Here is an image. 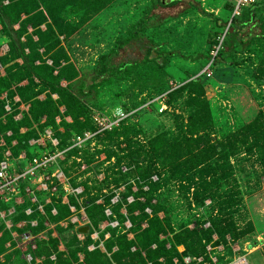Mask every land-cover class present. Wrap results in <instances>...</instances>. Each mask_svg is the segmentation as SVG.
<instances>
[{
  "label": "trees",
  "instance_id": "obj_1",
  "mask_svg": "<svg viewBox=\"0 0 264 264\" xmlns=\"http://www.w3.org/2000/svg\"><path fill=\"white\" fill-rule=\"evenodd\" d=\"M3 1L0 0V45L6 43L7 50L0 54V65L3 68V74L0 73V133L4 135L7 144L11 145L12 140L16 141L12 144L13 154L17 155L21 150H25L29 158L37 154L38 147L31 146L28 140L37 138L45 128H50L58 140V148L65 149L63 159H58L57 164L64 171L72 188L83 186L82 191L89 189L88 181H78V178L89 173V165L99 153L104 156L99 165L109 162L107 172L111 170L114 173L110 180L114 182L115 189L111 188L107 193L105 190L104 199L100 202L97 199L102 195L101 191L108 188L110 183L106 176L95 188L91 187L94 194L85 196L81 203L78 197H82V193L78 196L70 193L67 203L53 197L52 202L44 206L49 222L55 223L54 231L57 235H51L52 230L49 229L46 231V239L36 240L34 250L28 248L33 256L31 264H41L36 262V257H43L41 261L45 264H186L184 257L190 258L187 264H214L211 255L216 257L215 264H224L240 253L231 248L229 240H234L236 236L231 234L230 224L224 225L221 214L211 219L208 212L209 220L195 221V224L183 223L175 231L178 228L172 225L168 211L159 201H153L155 194L160 192L161 185L170 179L190 183L197 177L205 189L212 187L225 177L224 172L217 174V168L221 166L218 167L219 163L237 152L234 150L237 142L229 137L228 140L211 142V138L201 136L202 127L196 123L200 113L192 105L201 102L200 97L205 92L202 82L209 81L210 74L204 72L195 77L188 76L184 82H174L164 90L162 102L166 109L171 108L173 102L184 93L187 95L186 104L192 106L188 114V130L173 137L172 142L178 146L174 152L168 153L162 146L165 140L163 133L143 141L138 139L142 131L138 122V110L122 119L118 126L97 132L93 139L85 140L81 147L72 146L75 136H83L85 131L97 130L92 119V107L96 106L100 86L125 79L135 81V84L138 83L135 86H140L143 76L142 71L138 70L140 67L149 64L153 66V71L164 72L168 60L180 55L178 50L170 51L161 47L162 43L156 32L160 21L166 22L196 10L201 14L208 15V12L199 4L189 1L175 16L167 15L157 22H150L156 17L153 13L148 18L143 17L127 36L117 40L112 50L101 54L94 65L79 72L69 65L59 64L63 50L55 47L63 31L61 20L57 21L62 17V9L66 5H84L92 6L93 11H96L94 9L102 8L113 0H9L6 4ZM179 1L156 0V5L171 6ZM225 6L228 19L212 14L214 25L209 32L210 43L198 58L206 61L205 65L209 64L211 72L227 65L235 67L246 62L251 66L258 63V67L255 65V78L263 84L264 54L259 45L264 41V15H260L264 0H255L242 7L240 13L234 16H231L232 5L227 0ZM42 9H45L53 24L46 20ZM23 12L26 14L24 18L20 16ZM43 22L44 30L39 27ZM15 24L18 27H14ZM241 26H247V30L241 31ZM34 35L37 36L36 40L33 39ZM144 38L145 42L142 41ZM136 39L142 43L144 56L140 60L114 62L119 50ZM40 48H43L42 52ZM240 54L244 58L238 60L237 56ZM19 59L21 62H18ZM46 59L51 61L47 62ZM24 79H27L26 84H22ZM4 91H7L5 97L1 96ZM41 93H45V98H38ZM14 96L19 99L15 101ZM22 103L27 105L26 110L19 108ZM6 104L9 105V110L5 109ZM136 106L131 105L133 108ZM122 110L131 111L126 107ZM18 113L21 117L15 119ZM262 123L256 118L248 121L235 135L245 144L247 152H255L264 168ZM23 127L26 130L21 131ZM7 130H11L10 136L5 135ZM48 146L53 149L50 144ZM83 164L85 167L80 173L72 174L74 168L79 169ZM133 175L137 177L136 181L127 180L126 177ZM153 175H156L157 180H154ZM122 184L124 188L120 190L118 186ZM59 193L61 195L62 190ZM192 195L198 198L197 194ZM115 196L117 200L112 202L111 199ZM129 196L132 197L131 201L127 199ZM205 198L200 196L199 203L203 204ZM28 205L29 202L25 201L16 208V213L11 216V228H6L0 222V264H28L20 249L14 248L15 241L11 231L22 233L30 230L36 233L45 228L46 219L36 209H33V214L26 215L24 209ZM5 206L2 204L0 208ZM70 206H74L76 210L83 207L89 220L86 224L88 231L82 233L83 239L77 236L80 227L69 220L72 213ZM53 207L56 209L55 214L51 213ZM106 208L111 211L109 215L105 213ZM32 218L37 219L36 226H30L29 220ZM63 219L67 220L65 227L58 224ZM20 220H25L26 224L21 228L14 226ZM103 220H107L108 224L101 231L98 227ZM111 221H116L117 224L113 226L109 223ZM126 221L130 222V226H126ZM94 231L97 232L96 239L91 237ZM169 233L172 235L169 236ZM128 234L132 236L129 237ZM7 241H11L12 247L5 245ZM59 242L63 244V250L58 248ZM91 244L93 249L88 248ZM153 244L155 246L151 247ZM208 245L212 247L211 250L207 249ZM219 245L222 250L217 249ZM180 246L182 250L178 249ZM52 253L55 254L54 259L49 258ZM225 255L229 257L224 258ZM199 256L202 257V262L194 259ZM174 258L177 259L176 262Z\"/></svg>",
  "mask_w": 264,
  "mask_h": 264
},
{
  "label": "rangeland",
  "instance_id": "obj_2",
  "mask_svg": "<svg viewBox=\"0 0 264 264\" xmlns=\"http://www.w3.org/2000/svg\"><path fill=\"white\" fill-rule=\"evenodd\" d=\"M8 1L3 2L6 4ZM189 1L199 4L208 15L201 14L197 10L192 11L166 22L160 21L161 24L156 31L157 38L162 43L161 47L170 51L178 50L180 55L168 60L164 72H158L156 69L153 71V66L149 64L140 67L138 70L143 73L140 86H135L138 83L126 79L100 86L96 106L92 109L94 113H104L109 116H113L124 107L130 108L131 111L138 110V122L142 129L138 139L143 141L155 134L163 133L165 145L162 146L168 153L178 148L172 142L173 137L188 130L190 123L188 114L192 106L200 113L196 123L202 127L200 131L202 137L211 138V142L228 140L229 137L237 142L234 147L237 152L218 165L221 166L217 168L219 170L217 174L224 172L225 177L217 184L205 189L202 181L197 177L190 183H180L170 179L161 185L160 192L155 194L153 201H159L168 211L172 225L178 228L175 231L179 230L183 223L195 224V221L209 220L208 212L211 219L221 214L224 225L230 224L231 234L236 236L234 240L230 238L229 241L231 248L234 247L236 252H240L237 255H246L249 264H264V168L255 152L253 150L247 152L244 149L245 144L235 135L242 125L255 118L264 125V83L261 84L255 78V65L258 67L259 64L250 66L244 62L235 67L227 65L219 67L216 71H210L209 81L202 82L205 92L200 97L201 102L197 105H187V95L184 93L173 102L171 108L160 111L159 100L161 97L163 99L164 90L168 89L170 84L184 82L183 80H187L185 78L188 76L195 77L205 72L209 64L205 65L206 61L198 56L207 50L210 43L209 32L214 25L213 15L228 19V12L224 10L226 0H180L171 6H162L158 3L156 5V0H113L108 1L102 8L94 9L96 11H93L92 6L66 5L65 9H62L61 19L57 20H61L63 30L55 47L63 50L59 64L69 65L74 70L83 72L94 65L101 54L112 50L119 38L127 36L136 28L140 19L152 13L156 17L150 22H157L167 15L175 16L187 6ZM42 10L46 20L53 24L45 9ZM260 15H264V8L261 9ZM20 16L24 18L26 14L23 12ZM14 27H18V24ZM39 27L44 30L45 22ZM53 27L55 28L56 25L54 24ZM28 28L30 29L31 26L28 25ZM240 30L246 31L247 26H241ZM255 30L259 31L260 28ZM50 37L52 39V36ZM36 38L37 36L34 35L33 39ZM142 41L145 42V38ZM259 47L264 54V41ZM143 49L139 39L132 40L119 50L114 62L140 60L144 56ZM40 51L42 52L43 48H40ZM242 58H244L243 54L237 56L238 60ZM46 61L51 60L46 59ZM26 80L24 79L22 84H26ZM6 92L4 91L2 95ZM38 98H45V93L39 94ZM132 104L137 106L133 108ZM97 156H94L93 162L89 165L91 168L89 173L78 178V181H88L89 184V189L82 191L83 196L78 198L80 203L85 196L94 194L95 191L91 187L95 188L105 176L109 180L114 177L111 170L107 172L109 162L99 165L104 159L103 154L99 153ZM76 161L78 162L77 159ZM112 161L113 159L110 160ZM81 169L74 168L72 174L80 173ZM126 178L137 180L134 175ZM153 178L157 180L156 175H153ZM109 182L108 188L101 191L102 195L98 197V202L104 199L105 190L107 193L114 188V182L112 180ZM123 185L118 186L120 190L124 188ZM81 188L83 189V186ZM193 193L197 194L198 198H195ZM200 196L206 197L203 204L199 203ZM5 220L6 218L0 216V222L5 224ZM111 222L117 224L116 221ZM107 224V220L101 221L98 229L102 231ZM125 224L130 226L129 221ZM78 234L81 235L78 238L83 239V235ZM231 234L228 235L232 236ZM170 235L172 233H169ZM128 236L131 237L132 234ZM154 246L153 244L151 247ZM20 251L23 255L22 250ZM79 255L82 258L81 253ZM227 255L224 258L230 256Z\"/></svg>",
  "mask_w": 264,
  "mask_h": 264
},
{
  "label": "built area",
  "instance_id": "obj_3",
  "mask_svg": "<svg viewBox=\"0 0 264 264\" xmlns=\"http://www.w3.org/2000/svg\"><path fill=\"white\" fill-rule=\"evenodd\" d=\"M255 0H227L232 5L231 16L238 15L242 7L253 3ZM7 50L6 43L0 45V51L3 54ZM1 68V65H0ZM205 72L209 75L210 71L208 66L205 68ZM164 96V94H163ZM164 99V97H163ZM162 97L159 100L161 104L160 111L166 109V105L162 102ZM5 109L9 110V105H5ZM23 109L26 110L27 106L23 105ZM132 111L125 112L123 110L117 111L113 116H109L104 113H93L92 119L97 126V130L94 132L85 131L83 136L77 135L73 139L72 146L81 147L83 142L87 139H93L97 132L104 130H110L115 126H118L120 121L130 115ZM21 117V114H16L15 119ZM24 128L20 130L23 131ZM12 134L11 130L5 132L6 136ZM16 141L12 140L11 145L7 144L6 139L3 134L0 133V207L2 204L6 205L4 208H0V216L6 218L5 226L6 228H11L13 226L11 216L16 213V208L23 204L25 201L29 202V205L24 209L26 215L33 214V209H36L38 213L46 217L44 221V229L39 230L36 233H32L30 230L22 233L16 230L11 231L12 239L15 241L14 248H19L23 252V257L31 264L33 256L28 251L34 250L37 246L36 240L46 239V231L51 229L53 236H56L54 231L55 223H50L48 217L45 213L44 206L52 202V198H60L62 203L68 202V194L72 193L79 195L82 192L81 186L72 188L68 183V178L64 171L58 166L57 160L63 159L65 149L61 150L58 148V140L54 136L50 128H45L43 132H40L37 138H31L28 143L31 146H37V154L32 157H28L25 150H21L17 155L12 152V144ZM48 144L53 146L50 149ZM93 144V142H92ZM91 144V145H92ZM85 165L83 164L81 168L83 169ZM62 190L60 195L59 191ZM78 198H81L79 196ZM129 201L132 197L127 198ZM42 200V201H41ZM117 200V196L111 199L112 202ZM71 215L69 220L77 226H84V224L89 223V220L83 209L76 210L74 206H70ZM51 213L55 214L56 209L53 207ZM105 213L109 215L111 213L109 208L105 209ZM26 224L25 220H20L14 226L21 228ZM30 226L37 225V219L32 218L29 220ZM60 226H66L67 220L63 219L58 221ZM111 225H116V223L110 222ZM208 223L205 224L207 226ZM82 234L81 232H79ZM83 235V234H82ZM81 235L78 234V237ZM93 239L97 238V232L91 234ZM7 247L11 246V241L5 243ZM235 245V244H234ZM233 245V246H234ZM168 246V245H167ZM63 247L61 243L59 248ZM93 245H89V249H93ZM179 250L182 248L178 247ZM208 250H211L210 245L207 246ZM218 250H222V246L217 247ZM234 249V247H233ZM235 251V249H234ZM50 259L55 258V254L52 253L49 256ZM43 257H36L35 260H42ZM197 262H202V257H195ZM189 257H184V262L187 264L189 262ZM211 260L215 264L216 257L211 255ZM176 262L177 259L174 258ZM224 264H248L245 255H235L232 260Z\"/></svg>",
  "mask_w": 264,
  "mask_h": 264
},
{
  "label": "crops",
  "instance_id": "obj_4",
  "mask_svg": "<svg viewBox=\"0 0 264 264\" xmlns=\"http://www.w3.org/2000/svg\"><path fill=\"white\" fill-rule=\"evenodd\" d=\"M0 54H2L1 53V51H0ZM18 61H21L20 59L18 60ZM0 73H2L3 74V68L1 67L0 68ZM3 97H5L6 96V93L4 94V95H2ZM15 101L16 100H18L19 98L17 97V96H15L14 98H13ZM23 105L24 104H21L20 106H19V108L21 109V110H24L23 109ZM20 114V113H19ZM23 130V129H22ZM108 236V233H106L105 234V237H107ZM181 248H182V246H180ZM101 248H103V246L101 247ZM60 249H63V247H61ZM115 249V248H114ZM244 255V254H243ZM246 256V255H245ZM246 260H247V258H246ZM36 262H39V263H41V264H45V263H43L41 260H36ZM247 262H248V260H247ZM248 264H249V262H248Z\"/></svg>",
  "mask_w": 264,
  "mask_h": 264
},
{
  "label": "water",
  "instance_id": "obj_5",
  "mask_svg": "<svg viewBox=\"0 0 264 264\" xmlns=\"http://www.w3.org/2000/svg\"><path fill=\"white\" fill-rule=\"evenodd\" d=\"M88 231V226H80V228H79V232H81V233H86Z\"/></svg>",
  "mask_w": 264,
  "mask_h": 264
}]
</instances>
